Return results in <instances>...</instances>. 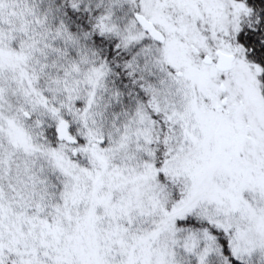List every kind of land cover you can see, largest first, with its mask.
I'll use <instances>...</instances> for the list:
<instances>
[{
	"label": "snow or ice",
	"instance_id": "obj_1",
	"mask_svg": "<svg viewBox=\"0 0 264 264\" xmlns=\"http://www.w3.org/2000/svg\"><path fill=\"white\" fill-rule=\"evenodd\" d=\"M0 264H264V0H0Z\"/></svg>",
	"mask_w": 264,
	"mask_h": 264
}]
</instances>
